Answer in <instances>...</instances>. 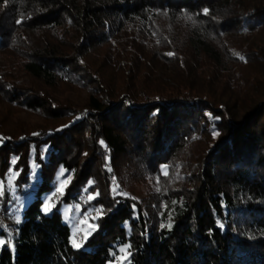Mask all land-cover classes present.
Here are the masks:
<instances>
[{
  "label": "trees",
  "instance_id": "16d2710c",
  "mask_svg": "<svg viewBox=\"0 0 264 264\" xmlns=\"http://www.w3.org/2000/svg\"><path fill=\"white\" fill-rule=\"evenodd\" d=\"M0 241V264H264V0H0Z\"/></svg>",
  "mask_w": 264,
  "mask_h": 264
},
{
  "label": "rangeland",
  "instance_id": "374dc122",
  "mask_svg": "<svg viewBox=\"0 0 264 264\" xmlns=\"http://www.w3.org/2000/svg\"><path fill=\"white\" fill-rule=\"evenodd\" d=\"M86 92L85 91H81V90H69V91H66L62 94H56V98L62 100V99H65V100H68L70 102H73L75 104H81L83 103L84 99L86 98ZM10 114V116H9ZM9 116L8 120L9 122L7 123V128L9 129H15L17 127V125H28V126H46L47 122L39 117V116H36V115H32V114H26V113H21V114H14L13 112H9L7 117ZM50 128H52V126H50ZM25 129H27L25 127ZM68 181V178H66V176L62 177V173H59L57 175V178H56V190L58 191H62L66 185ZM144 188H142V186H137L135 185L134 187L130 188V189H127L128 192H130L132 195L134 196H139L140 194H142L144 192L143 190ZM64 212L66 214V216L70 213V219L72 220L71 222L74 221V226H73V231L75 234H78L79 233V226L77 224H79V222H82L81 220V217H80V214H81V211H80V204L79 203H76V204H73V205H70L68 207H64ZM90 219L89 216H86V214L84 215V218H83V222H86ZM86 225V226H85ZM85 226V231L86 229H90L91 225H89V223H85L84 224ZM73 234L72 236V243L74 245V242L75 244L76 241H77V237L79 235H75ZM83 235V234H82ZM84 236V235H83ZM86 237V236H84Z\"/></svg>",
  "mask_w": 264,
  "mask_h": 264
},
{
  "label": "snow or ice",
  "instance_id": "6c2138e0",
  "mask_svg": "<svg viewBox=\"0 0 264 264\" xmlns=\"http://www.w3.org/2000/svg\"><path fill=\"white\" fill-rule=\"evenodd\" d=\"M207 12V10H205V13ZM17 23H22V21H17ZM168 55H172V53H168ZM213 135L215 136V135H218V133H216L215 131L213 132ZM45 211H48V209L47 208H45ZM161 227H164V225H161ZM169 227H171V225H169ZM0 243H3L2 241H0ZM74 246H76V247H80V245H78V244H75V242H74ZM120 251H124V249H121Z\"/></svg>",
  "mask_w": 264,
  "mask_h": 264
}]
</instances>
